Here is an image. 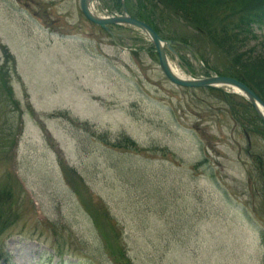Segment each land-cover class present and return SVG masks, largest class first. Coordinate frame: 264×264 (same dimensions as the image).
<instances>
[{
    "label": "rangeland",
    "instance_id": "obj_1",
    "mask_svg": "<svg viewBox=\"0 0 264 264\" xmlns=\"http://www.w3.org/2000/svg\"><path fill=\"white\" fill-rule=\"evenodd\" d=\"M166 17L187 77L230 61ZM254 31L241 53L264 52ZM223 98L171 83L147 36H111L80 0H0V264H264V135Z\"/></svg>",
    "mask_w": 264,
    "mask_h": 264
},
{
    "label": "trees",
    "instance_id": "obj_2",
    "mask_svg": "<svg viewBox=\"0 0 264 264\" xmlns=\"http://www.w3.org/2000/svg\"><path fill=\"white\" fill-rule=\"evenodd\" d=\"M132 1L125 0L130 14L147 22L165 39H177L163 33V27L167 25L168 20L166 15H174L178 20L193 26L204 40L230 59L225 66L210 67L207 76L215 73L219 76L237 78L250 86L264 100V52L249 51V55L240 52V48L256 37L255 26L264 30V0H136L134 3ZM119 4L123 8L122 0ZM158 11L162 14L159 19L156 17ZM177 40L189 45L183 38ZM3 87H6L9 100L12 101L10 103L17 105L11 96L9 85ZM207 90L219 93L224 97V101L230 102V113L235 120L241 122L245 133L249 136L264 135V124L249 102L242 99V102L235 103L236 96L232 94H225L218 89ZM15 218V215L8 213L5 215L0 211V237L4 233L3 230L13 224L11 219Z\"/></svg>",
    "mask_w": 264,
    "mask_h": 264
},
{
    "label": "water",
    "instance_id": "obj_3",
    "mask_svg": "<svg viewBox=\"0 0 264 264\" xmlns=\"http://www.w3.org/2000/svg\"><path fill=\"white\" fill-rule=\"evenodd\" d=\"M92 3L93 0H81L80 3V7L82 8L85 17H87L91 23H95L102 27L111 35L114 34V30L111 28V26H131L136 30H140L145 36L150 38L159 57V66L162 69L164 76L171 83L181 88L184 87L190 89L216 88L225 92L227 89H232L234 94H240L255 108L258 116L262 119L264 124V100L248 85H245L237 78L235 79L229 76L224 77L215 75L206 77L204 79H192L189 77L177 76L172 67L169 53H171L172 56L178 58L174 46L189 48L187 45L179 44L174 40H165L161 35H158L151 25L141 21L138 18L136 19L132 17L127 11L124 15H117L115 17H100L92 10Z\"/></svg>",
    "mask_w": 264,
    "mask_h": 264
},
{
    "label": "bare ground",
    "instance_id": "obj_4",
    "mask_svg": "<svg viewBox=\"0 0 264 264\" xmlns=\"http://www.w3.org/2000/svg\"><path fill=\"white\" fill-rule=\"evenodd\" d=\"M126 11L129 13V11H128V7H127V5L125 4V9H124V6H123V11L120 13V15H124L125 13H126ZM115 15H117V14H115ZM114 15V16H115ZM138 18V17H137ZM136 18V19H137ZM138 19H140V18H138ZM141 21H143L142 19H140ZM143 22H145V21H143ZM145 23H147V22H145ZM148 24V23H147ZM172 67H173V69H174V72H175V74L177 75V76H179V77H187L186 75H185V73L183 72V71H181L179 68H177V67H175V66H173L172 65Z\"/></svg>",
    "mask_w": 264,
    "mask_h": 264
}]
</instances>
